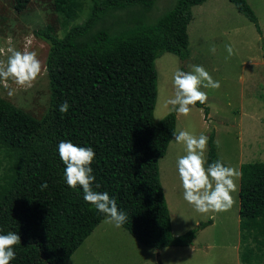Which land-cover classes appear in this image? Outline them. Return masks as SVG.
<instances>
[{
	"label": "trees",
	"instance_id": "obj_1",
	"mask_svg": "<svg viewBox=\"0 0 264 264\" xmlns=\"http://www.w3.org/2000/svg\"><path fill=\"white\" fill-rule=\"evenodd\" d=\"M203 1L175 0L154 17L156 0H92L86 19L63 35L53 22L35 28L49 43L48 107L36 116L0 94V149H8L14 161V177L0 198V228L3 234L13 231L21 237L10 264H67L105 217L84 200L81 187L67 185L58 152L62 140L94 149L91 167L101 186L93 185L94 190L115 198L127 213L122 226L140 242L156 249L190 245L198 229L212 221L172 232L159 159L176 130L177 113L171 110L155 120L153 111L154 60L164 51L182 59L189 56L192 5ZM229 1L261 31L247 0ZM28 2L15 0L14 5L23 11ZM53 4L69 18H76L83 6L81 0ZM65 101L70 107L62 114L59 108ZM197 105L208 113L204 103ZM208 137L206 156L211 164L222 158L213 131ZM239 168L238 213L242 218H263L264 161H245Z\"/></svg>",
	"mask_w": 264,
	"mask_h": 264
},
{
	"label": "rangeland",
	"instance_id": "obj_2",
	"mask_svg": "<svg viewBox=\"0 0 264 264\" xmlns=\"http://www.w3.org/2000/svg\"><path fill=\"white\" fill-rule=\"evenodd\" d=\"M83 6L76 18L57 10L53 0H29L18 11L15 0H0V48L7 54V38L17 50H23L25 37L31 36L30 50L38 53L44 71L31 87L0 82V94L15 104L43 115L50 101L46 61L49 43L35 33V28L53 22L63 35L68 28L86 19L92 0H81ZM254 9L261 31L248 16L229 0H204L192 5V19L187 25L189 56L164 51L154 60L157 73L155 120L172 109L166 100L174 95L173 74L184 67L201 65L221 82L218 90L202 88L207 93L204 106H196L189 115H178L176 130L197 136L213 131L218 155L226 166L240 169L245 161H264V0H247ZM175 0H156L152 16L156 17ZM232 44L235 55L229 57L225 45ZM215 45L213 54L210 48ZM15 89L13 95L9 90ZM207 153V151H206ZM9 150L0 149V198L12 181L14 161ZM185 146L171 138L165 154L159 159V175L170 213L172 232L180 234L199 222L212 219L199 228L190 245H170L161 249L148 246L133 237L123 226L117 228L101 220L103 229L95 227L68 259L67 264H264V217L242 218L238 213V190L235 203L227 211L199 213L183 198V186L177 169L178 156ZM98 226V225H96Z\"/></svg>",
	"mask_w": 264,
	"mask_h": 264
},
{
	"label": "clouds",
	"instance_id": "obj_3",
	"mask_svg": "<svg viewBox=\"0 0 264 264\" xmlns=\"http://www.w3.org/2000/svg\"><path fill=\"white\" fill-rule=\"evenodd\" d=\"M33 43L31 36L25 37L23 50H17L12 37L7 38V54L0 58V82L8 88V81L20 87H31L33 82L45 70L43 62L36 51L30 50ZM228 56L236 53L234 45H225ZM210 51L215 54L213 45ZM5 53L0 48V55ZM192 70L185 72L176 70L173 74L174 95L166 100L178 115L187 116L196 106L197 102L203 104L207 101V93L202 88L218 90L221 82L215 80L201 65L191 66ZM15 89L9 90V95ZM70 105L67 101L60 105V112L67 113ZM177 143L185 146V155L178 156L176 164L179 178L183 186V198L199 213L221 212L229 210L235 203L233 193L238 190L237 181L241 176L238 169L225 166L222 160L208 164L206 151L209 137L203 133L198 136L190 131L180 130L174 132ZM61 161L65 165V179L70 188L83 189L84 200L94 205L96 210L103 213L106 222L119 228L127 222V213L118 208L114 197L107 191L94 190L101 186L95 183L91 167L96 153L91 147L78 146L71 141L62 140L58 145ZM47 187V183L43 184ZM21 243V237L16 232L9 231L3 234L0 228V264H10L16 258L15 247Z\"/></svg>",
	"mask_w": 264,
	"mask_h": 264
},
{
	"label": "crops",
	"instance_id": "obj_4",
	"mask_svg": "<svg viewBox=\"0 0 264 264\" xmlns=\"http://www.w3.org/2000/svg\"><path fill=\"white\" fill-rule=\"evenodd\" d=\"M100 222H101V221H100ZM100 222L97 224L98 226H95V227H96V228H97V227H100L101 229H103V226H102V224H101ZM95 227H94V228H95ZM92 231H93V230H92ZM92 231H91V233H92Z\"/></svg>",
	"mask_w": 264,
	"mask_h": 264
}]
</instances>
